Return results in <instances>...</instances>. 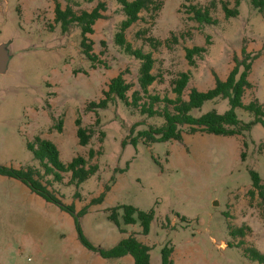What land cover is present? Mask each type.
Returning <instances> with one entry per match:
<instances>
[{
    "label": "rangeland",
    "instance_id": "obj_1",
    "mask_svg": "<svg viewBox=\"0 0 264 264\" xmlns=\"http://www.w3.org/2000/svg\"><path fill=\"white\" fill-rule=\"evenodd\" d=\"M60 1L66 8L68 1ZM79 1V12L99 3ZM105 1L106 17L89 35L98 57L93 60L82 51L81 29L74 25L63 32L56 23L55 0H0V42L13 39L10 70L0 74V164L14 168L36 165L45 173L29 147L38 136L53 140L65 163L80 155L90 158L94 148L98 152L91 162L98 163L100 170L80 186L69 183L70 173L63 182L53 175L43 178L65 203H75L79 211L90 206L81 224L94 245L112 249L135 235L152 246L153 264H162V249L170 242L176 246L177 264H263L248 251L256 247L264 252V196L254 186L252 175L257 170L264 184V125L257 124L248 134L246 148L242 135L213 133H186L183 140L154 143L140 139L136 144L132 139L140 131L151 129L152 124L159 126L164 119L145 116L123 100L99 109V114L88 111V104L101 101L112 78L122 72L134 85L131 98L139 89L141 61L116 42L125 13L117 0ZM212 1L165 0L156 19L144 12V19L128 29L127 37L136 48L154 52L158 80L150 93L176 98L172 80L183 71L192 72L186 98L193 88H213L215 73L224 79L229 76L235 55L242 56L247 40L249 50L262 55L255 62L254 86L248 89L245 102L258 98L264 104V15L244 0L239 16L228 18L222 0H217L219 23L201 30L184 4ZM225 1L236 8V0ZM146 28L150 30L147 35L139 36ZM173 32L180 42L172 47L155 48L146 40L148 36L166 40ZM196 45L208 46L209 51L192 66L187 47ZM165 105L159 102L156 107L163 110ZM230 108L228 99L210 100L195 114L213 109L225 113ZM237 111L244 121L254 118L244 108ZM80 118L84 126L97 127L88 145L80 142ZM243 150H247V160L242 158ZM107 185L112 186L108 191ZM104 193L102 202L93 203ZM120 205L155 210L151 232L143 233L141 220L125 224L122 213L123 232L110 218L113 208ZM241 228L246 231L240 233ZM0 264L136 263L132 255L107 259L86 247L74 216L22 180L0 174Z\"/></svg>",
    "mask_w": 264,
    "mask_h": 264
},
{
    "label": "trees",
    "instance_id": "obj_2",
    "mask_svg": "<svg viewBox=\"0 0 264 264\" xmlns=\"http://www.w3.org/2000/svg\"><path fill=\"white\" fill-rule=\"evenodd\" d=\"M56 1V18L57 24H60L63 32L70 31L74 25L81 29L82 41L81 47L83 53L90 59L97 60L98 57L94 54V41L89 36L95 32L96 23L105 18V11L108 10V2L105 0H84L88 3L98 1V5L92 10L84 9L78 11L77 7L81 5L79 0H67L68 5L64 8L60 0ZM122 6L125 13V19L120 23L119 30L116 34V42L124 51L141 61L139 68V89L135 90L132 98L130 91L133 84L125 77V72L112 78L108 88L104 90V98L101 101H92L88 104L87 110L98 113L99 109L108 108L112 103L118 100H123L128 106L140 109L142 114L150 118L162 117L164 122L156 126L151 125V129H145L139 132L137 137L132 139V142L138 143L140 139H144L146 143H154L156 141L183 140L186 133H213L225 136L245 137V148L248 146V134L252 132L257 124L264 125V104L258 99H253L250 103L245 102V96L248 89L252 88L253 82L251 75L254 69L255 62L262 55L261 52L249 50V45L246 40L242 56L235 55V66L231 70L229 76L224 79L215 73L216 84L213 88L203 91L198 88H193L189 98L185 97V91L192 81V72L183 71L172 80V85L176 98L166 96L162 98L160 95L150 93L151 86L158 80V75L154 72L156 66V58L154 52H146L143 48H136L129 41L127 31L135 23L144 19L143 13L147 12L154 20L163 10L165 0H117ZM244 0H236V8H232L228 1L222 0L223 8L228 18L237 17L240 14L239 6ZM253 8L264 15V0H248ZM187 7V12L190 14V19L198 22L199 28L204 30L206 25H217L219 19L215 15V10L218 7L217 0H213L209 4L191 3L184 4ZM149 28L138 32L139 36H146ZM172 37L163 40L156 36H148L146 38L153 47L159 48L166 44L172 47L173 44L180 42V37L177 32L172 33ZM185 37V33H181ZM208 44L212 43V36H207ZM209 51L208 46L196 45L187 47V58L192 66L198 64V57H203ZM149 97V101H144V98ZM219 99H228L231 108L225 113H220L217 109H213L203 114H195V112L203 109L205 104L210 101ZM159 102H165L163 110L156 107ZM244 108L251 112L253 119L244 121L240 118L237 109ZM101 120L98 118L97 123ZM79 137L83 145H88L90 140L96 133L97 127L94 125L84 126L80 118ZM59 129L64 130V120H62ZM136 125L132 127L134 133ZM30 149L34 153L35 159L40 166L45 170V173L36 166L29 165L23 168H14L0 164V174L22 180L30 186L37 194L44 197L47 201L58 204L63 210L68 211L75 217L80 233L81 241L84 245L92 250L99 251L101 255L107 259L121 258L127 255H132L135 258L136 264H153L152 263V246L140 241L137 236L131 235L123 239L117 246L112 249H105L94 245L86 236L82 224L81 217L89 212L90 206H86L82 210H78L75 203H65L55 191L50 188V184L45 182V175H53L56 181L63 182L65 174H71L70 184L80 186L100 170L98 163L91 162L97 154L96 149L90 150V158L87 156H77L72 162L65 163L61 158V151L58 145L51 139L38 136L35 142H30ZM247 150H243L242 158L247 160ZM254 186L261 190L264 196V184L262 176L257 170H252ZM111 185H107L106 190H110ZM255 194V191H251ZM80 193L77 197H80ZM105 193L93 200V203L102 202ZM123 210V212H122ZM125 224H134L141 220L143 233L149 234L152 229V224L156 218V211L141 210L133 205H120L113 208L110 218L114 220L123 232L125 229L121 220ZM244 228L240 229V233H244ZM176 246L173 243H168L162 249V264H177L174 259ZM248 253L254 260H258L264 264V252L256 247L249 249Z\"/></svg>",
    "mask_w": 264,
    "mask_h": 264
},
{
    "label": "water",
    "instance_id": "obj_3",
    "mask_svg": "<svg viewBox=\"0 0 264 264\" xmlns=\"http://www.w3.org/2000/svg\"><path fill=\"white\" fill-rule=\"evenodd\" d=\"M13 39L0 42V74H7L12 61Z\"/></svg>",
    "mask_w": 264,
    "mask_h": 264
}]
</instances>
